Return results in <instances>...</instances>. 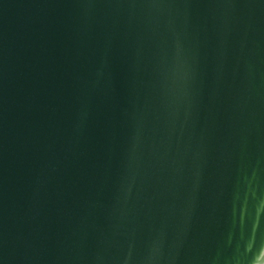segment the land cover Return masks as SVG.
Masks as SVG:
<instances>
[{
    "label": "water",
    "instance_id": "obj_1",
    "mask_svg": "<svg viewBox=\"0 0 264 264\" xmlns=\"http://www.w3.org/2000/svg\"><path fill=\"white\" fill-rule=\"evenodd\" d=\"M0 264H264V0H0Z\"/></svg>",
    "mask_w": 264,
    "mask_h": 264
}]
</instances>
